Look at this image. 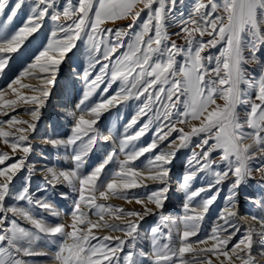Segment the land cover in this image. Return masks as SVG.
Here are the masks:
<instances>
[{"label":"snow or ice","instance_id":"obj_1","mask_svg":"<svg viewBox=\"0 0 264 264\" xmlns=\"http://www.w3.org/2000/svg\"><path fill=\"white\" fill-rule=\"evenodd\" d=\"M8 6L9 0H0V15ZM22 8L28 13L24 23L15 32L6 34L7 25ZM45 19L53 23L52 40L40 52L36 63L26 66L19 77L9 83L7 87L16 99L2 106L15 111L18 103L35 105L24 113L31 116L30 121L16 116L0 121V137L13 153L10 156L0 151V264H43L31 258L49 256L45 249L51 243L61 245L54 254L59 264H235L237 259L242 264H260L264 260V231L246 227L235 243L232 240L240 233L239 220L243 219L234 211L239 203L236 197L241 185L247 188L254 173H259L260 180L264 181V0H77L75 4L72 0H14L4 23L0 24V53L17 52L27 37L43 27ZM121 20H129V23L116 29H101V25ZM172 28L176 31L170 32ZM77 41L85 45L88 60V68L84 71L87 90L77 105L79 115L69 113L75 123L66 140H45L54 147H72L75 167L58 170L45 165L41 171L48 176L45 185L37 191L47 192L49 186L67 184L78 193V199L71 212L70 225H51L35 210L47 211L53 216H58L59 212L46 197L34 199V194L30 193L33 167L29 166L26 175L21 177L24 183L17 191L13 192L11 187L33 150L28 133L36 131L40 108L49 95L47 85L52 82L49 77L44 86L32 87L22 85L21 78L38 66L43 71L52 67L54 74L56 66L76 47ZM120 49L123 51L116 55ZM51 50L56 51L60 59H53L49 55ZM44 58L50 64H39ZM7 64L8 58L0 56V73ZM96 65L100 66L99 70L88 81ZM13 84L38 95L25 96ZM100 84L105 85L102 97L113 84H117V90L107 99L87 105L85 102ZM4 96L5 90L0 89V100ZM118 100L139 102L136 115L125 125L123 137L117 138L120 149L129 148L130 142L145 135L153 123L155 139L140 148L132 144L126 153L127 159L118 161L119 170L110 178L101 180V174L116 155V141L90 173L80 174L85 157L98 140L112 138L111 132L102 135L94 125L100 113ZM241 106L246 107L238 111ZM0 115H7V111ZM86 116L91 118L86 119ZM141 116L148 119L135 133L128 135V129ZM192 121L198 124H191ZM187 124H191L188 131L178 127ZM6 125L20 127L5 131ZM173 132L177 135L169 140ZM193 137L197 138L194 144ZM165 140H168L166 147L172 151L155 152L147 160L145 168L149 175L129 166L145 153L154 152L158 142ZM189 146L192 149L189 163L194 162V170L182 185L186 193L183 215L178 222L169 223L163 213L167 185L145 196L129 194L127 190L142 186L137 178L165 183L169 173L166 165L171 163L179 148ZM17 150L23 154L19 158L14 155ZM199 172L210 173L213 179L207 186L188 191L187 181ZM225 181H228L226 203L219 216L223 223L215 224L209 236L191 239L198 235L204 219L196 208L206 212L223 190L218 186ZM212 188H216L212 196L191 204L195 197ZM111 197L143 204L144 211H125L97 203L98 199L107 201ZM61 198L66 199L67 194L61 193ZM6 199L24 201L25 205L6 206ZM245 199L255 202L251 196ZM145 201L161 210L159 223L147 236L149 252L137 247L142 238L137 221L149 214L156 215ZM258 206L264 213V196ZM87 212L97 219H91ZM9 213L22 218L31 228L10 219ZM106 216L117 220L136 219H129L125 226H120L109 223ZM252 219L264 230V215ZM94 229L123 232L129 239L97 236ZM209 240L214 242L211 247H197L208 245ZM254 248L259 249V258L254 255ZM121 252L124 253L122 257L117 255ZM186 253H191L190 260L184 259Z\"/></svg>","mask_w":264,"mask_h":264},{"label":"rangeland","instance_id":"obj_2","mask_svg":"<svg viewBox=\"0 0 264 264\" xmlns=\"http://www.w3.org/2000/svg\"><path fill=\"white\" fill-rule=\"evenodd\" d=\"M14 0H9V6L4 9L3 15H0V24H3L6 16L9 12V8L12 6ZM73 4L77 2V0H72ZM27 10L22 8L20 12L17 13V16L13 19L12 23L7 25L5 29L6 34H11L15 32L25 21L27 17ZM129 23V20H121L116 21L115 23L109 22L104 25H101V29L104 28H113L116 29L118 27H125L126 24ZM139 23V21H138ZM53 28V23L47 19L43 22V27L40 30L31 36L27 37L23 43L21 44L19 50L15 53H0V56L8 58V64L5 67L4 71L0 73V89L5 90V96L3 100H0V112L7 111V115H0V121H7L10 117L16 116L20 120H31V116L24 114L25 110H31L35 105L33 104H23L18 103L15 107V111L10 108H4L3 105H6L9 100L16 99L14 93L8 89L9 83L14 81L19 77L20 72L28 65L36 63V58L39 56L40 52H42L48 45V43L52 40L50 36V32ZM170 32L176 31L175 28L169 29ZM62 35V34H61ZM207 38V37H205ZM123 51V49L118 50L116 55ZM211 51L215 52V49ZM49 55L53 59H60L58 53L54 50L49 51ZM115 59V56L113 57ZM39 64H50V61L47 58L41 59ZM57 70L53 74V68L49 67L47 71H43L39 66L36 69L32 70V73L28 76L21 78V84H27L26 82H33L32 87H42L46 84L47 79L52 77L51 84H48L49 95L44 100L43 106L40 108V118L36 121V131L28 133L29 140L32 145V152L28 155L25 168L17 173L12 181V191H17L24 183L21 177L25 176L27 173V169L29 166L33 167L34 174L31 177L30 184V193L34 194V199L37 197H46L54 206L56 211L59 212L58 216L50 215L47 211H43L40 209H36L37 215H42L44 219L51 225L64 224L70 225L72 223L71 212L74 206L75 201L78 199V193L73 192L71 188L67 184H57L54 188L51 186L48 187V191H37L42 186L45 185V178L48 176L47 173L41 171V169L47 165L48 167H55L58 170H68L75 167V162L72 159L73 148L72 147H54L51 143H46V139H59L66 140L71 134L73 125L75 123L74 119L69 115L70 112H76L79 115V109L77 105L80 99L83 97L84 92L87 90L86 80L84 78V71L88 68V60L85 45L82 41L76 42V47L72 49L71 52L67 53L61 62L59 63ZM99 65L95 66V70L91 71V75L88 77V81H90L96 75L99 70ZM119 82H117L118 84ZM117 84H113L112 89L103 95V89L105 87L104 84H100L98 88H95L89 99L85 102L87 105H92L97 103L101 98L107 99L110 97L114 91L117 90ZM30 85V84H28ZM13 87L19 89L21 93L25 96L38 95V93H33L27 88H22L20 85L13 84ZM254 97V93H252ZM218 103H223L222 101H217ZM138 101L129 100V101H114L112 106H109L106 110L100 113L99 119L97 123L94 125V128L98 130L102 135L107 136L109 132L112 133V138L107 141L98 140L96 146L92 149L90 154L85 157V163L79 169L80 174H88L90 173L95 166H97L105 157V155L111 151L113 146V141H116V155L112 162L105 166L103 173L101 174V180H105L106 178H110L112 174L119 170L118 161H124L127 159L126 153L130 150L132 144L136 145L137 148L144 147L149 145L153 139H155L153 132L155 131V123H153L149 130L145 133V135L139 137L135 141H131L129 148L121 150L119 147L118 137L122 138L124 135L125 125L136 115L138 111ZM244 106H241L238 111H242ZM64 110V111H63ZM86 119H90L91 117L86 116ZM148 119L147 116H141L137 119V123L128 129V135L135 133L137 129L141 127V125ZM191 124H198L197 121H192ZM190 124V125H191ZM189 125V124H187ZM14 127H20V125H16ZM14 127L10 128L7 125L5 126V131H14ZM92 134L91 132L89 133ZM177 133L173 132L172 135L168 138L169 140L175 138ZM87 139V137H85ZM196 137L192 138L193 144L196 141ZM77 143H80L79 141ZM159 146L154 152L145 153L143 156H140L135 161H131L129 166L136 167L141 170V172L147 176L149 173L147 172L145 165L147 160L152 157L155 152H159L164 150L166 152L172 151V149L167 148L168 140L158 142ZM199 150V149H197ZM0 151L7 152L10 156L13 155L10 147L3 143V138L0 137ZM191 147L179 148L175 152V156L171 158V163L167 164L166 167L169 169L168 176L166 177L165 183H161L159 180L152 179H142L137 178V182L141 183L142 186L127 190L129 194H137L140 196H145L153 191H157L165 185L168 187V191L163 195L167 197L164 203L163 213L165 217H168L167 214L172 212L173 210L178 211L180 216L177 222L180 220L183 215V205L186 200V193L182 190L183 185V175L188 172L191 173L193 169V164H190L191 160ZM15 157L19 158L22 154L21 151L17 150L14 154ZM215 155V153L213 154ZM11 161H9L10 163ZM215 167V166H214ZM220 168H223V165H220ZM250 179L248 182V187L245 188L244 185H241L239 189V195L236 197L237 201H239L237 205L238 217H243L242 220H239L240 233L237 234L236 237L233 238L232 243H235L245 231L246 227H252L256 231H264L260 229L257 221L251 219L253 216L264 215L261 212L258 202L261 196H264V188L258 193L255 202V212L254 215L248 216L247 209V199L245 196H250V194L246 193L249 187L257 185V183H262L264 185V181L260 180V177L255 176ZM50 179V176L48 177ZM213 179L210 173L206 174L204 172L197 173L194 177H192V183L189 185L188 191H192L194 189H198L202 186H207L209 182ZM259 181V182H258ZM221 187L223 190L220 191L218 198L209 206L206 212L203 211L202 208H196V212L203 214L204 219L201 222L200 230L197 236L192 237L191 239H201L207 237L211 234V229L215 224H222L223 221L219 219L221 210L223 209L225 196L227 195L228 189V181ZM216 192V188H212L210 191L206 190L202 192L199 197H195L191 202L192 205H195L197 201L201 200L205 197H210L213 193ZM61 193H66L67 198H61ZM89 195L88 191H85V196ZM5 205H15V206H24L25 202L20 201L17 202L14 199H6ZM97 203L110 204L115 208H122L125 211H137L143 212L144 205L138 204L135 201L129 203L124 199H120L117 197H111L109 200L104 201L102 199H98ZM147 207L152 209L156 215L149 214L143 218V220H138L139 228L138 232L142 237L137 242V247L143 249L146 252H149L150 249V240L147 238L150 229L154 227L157 223H159V213L160 209H157L154 204L148 203ZM30 207V206H29ZM87 211V209H84ZM88 216L94 221L97 219L96 216H93L91 212H87ZM227 214V213H225ZM10 219H16L19 224L24 227L31 228V225L28 224L20 217H14L11 213L8 214ZM248 217V218H247ZM105 219L112 224H118L120 226H125L129 219L135 220L136 218H128L117 220L113 217H105ZM94 234L97 236H106L111 235L114 237H120L121 239L128 240L129 238L123 232H111L108 229L103 230H93ZM59 239V238H57ZM70 242V241H69ZM95 243V241H92ZM214 242L209 240L208 245H198L199 248L211 247ZM232 245L229 244V248ZM61 245L59 243H51L46 247V251L49 253V256L45 257H32L31 259L41 261L43 264H59V261L55 259V253L59 251ZM125 251H127V246L125 247ZM254 255L259 258V249H253ZM117 255L123 256L124 253H118ZM185 260L191 259V253H186ZM107 264V262H105ZM235 264H242V262L237 259L235 260ZM260 264H264V260H261Z\"/></svg>","mask_w":264,"mask_h":264},{"label":"bare ground","instance_id":"obj_3","mask_svg":"<svg viewBox=\"0 0 264 264\" xmlns=\"http://www.w3.org/2000/svg\"><path fill=\"white\" fill-rule=\"evenodd\" d=\"M138 23V22H137ZM127 25V24H126ZM178 43H183L182 41H177ZM27 84H30L31 86L33 85V82H26ZM34 86V85H33ZM246 107V106H244ZM64 111V110H63ZM178 127H184L186 131L190 130L191 128V125H179ZM179 143V142H178ZM196 151H199L196 149ZM190 173L186 172L182 179H183V184L185 183V178L189 175ZM255 176H258L260 177V174L259 173H256ZM259 182V181H258ZM188 185H190L192 183V178L189 179L187 181ZM264 188V185H262V183H257V185L255 186H252V187H249L248 190L246 191V193L250 194L251 197H253L255 200H256V197L258 195V193ZM256 202V201H255ZM255 202H250L249 200H247V211H248V216L251 217L254 215V212H255ZM224 205L226 203V201L223 202ZM224 205L223 206H220V207H223L224 208ZM167 218H168V221L169 223L172 222V221H177L179 216H180V213L178 211H175L173 210L172 212L168 213L167 214ZM248 218V217H247ZM252 219V218H251Z\"/></svg>","mask_w":264,"mask_h":264}]
</instances>
